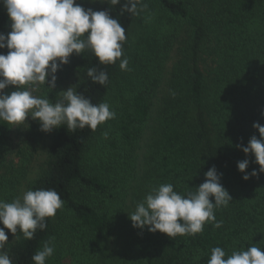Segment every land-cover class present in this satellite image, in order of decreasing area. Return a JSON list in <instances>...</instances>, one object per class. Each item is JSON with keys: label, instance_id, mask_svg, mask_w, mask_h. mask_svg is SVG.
<instances>
[{"label": "trees", "instance_id": "16d2710c", "mask_svg": "<svg viewBox=\"0 0 264 264\" xmlns=\"http://www.w3.org/2000/svg\"><path fill=\"white\" fill-rule=\"evenodd\" d=\"M143 1L159 3L190 27L188 54L176 60L168 91L157 103L151 88L140 91L122 102L106 129L98 126L114 158L109 169L102 164L105 176L89 174L84 164L88 142L97 130L72 131L62 125L52 131L44 165L27 190L54 189L63 208L47 218V228L38 229L32 240L24 239L18 229L19 239L13 236L5 250L12 264H34L32 256L45 242L54 247L46 264H208L214 247H221L226 258L251 246L264 249V173L244 181L237 167L245 159L250 162L248 173L260 167L253 154L245 155L237 146L246 147L253 136L260 138L255 123L264 126V0H201V13L192 8L193 0ZM124 2L112 5L103 0L93 9L109 11L124 27L123 50L136 19L129 12L121 14ZM10 23L0 4V33L7 35ZM7 52L0 49V54ZM75 61L72 86L93 104L104 102L118 61L101 64L90 50ZM91 67L107 73L106 86L88 77ZM70 75L69 66H63L56 88L40 86L35 95L55 101ZM16 90L9 86L5 93ZM19 130L0 121V200L9 203L19 197L45 138L40 122L32 118L26 130L17 134ZM146 134V150L140 156L138 144ZM8 155L9 172H3ZM212 167L222 173L221 183L233 198L227 207L215 210L221 228L206 223L200 234L171 238L133 227L129 215L135 207H130L152 188L171 183L186 195L205 181ZM130 196L133 203L128 206Z\"/></svg>", "mask_w": 264, "mask_h": 264}, {"label": "clouds", "instance_id": "9594fccd", "mask_svg": "<svg viewBox=\"0 0 264 264\" xmlns=\"http://www.w3.org/2000/svg\"><path fill=\"white\" fill-rule=\"evenodd\" d=\"M110 2L117 5L121 0ZM0 4L6 8L11 22V31L7 35L0 33V49H8L6 55L0 54V121L22 126L31 117L40 122L44 133L62 125L72 131L89 128L95 132L98 126L116 118L109 103L93 104L75 90L76 86L59 92L55 101L33 94L44 85L55 89L58 71L69 64L73 54L82 55L85 50L93 52L101 64L115 65L119 61L121 70H130L128 58L121 59L125 29L109 11L86 10L77 0H0ZM147 7L143 0H125L121 14L139 15ZM87 75L102 86L109 82L107 73L96 67L89 68ZM9 86L17 90L6 94ZM253 127L260 138L253 136L246 147H237L245 155L253 154L260 167L259 172L248 173L249 160L238 162L244 181L264 173V126L255 123ZM221 179L222 173L212 167L205 173V181L186 195L175 191L171 183L152 188L129 215L133 227L171 238L200 234L206 223L221 228L223 222L216 220L215 210L227 207L233 200ZM63 204L54 189H29L10 203L0 200V223L4 226L0 228V264H12L5 251L9 244L5 228L15 240L19 239L18 229L24 239L32 240L38 229L47 228V218H54ZM53 254L54 247L45 242L32 260L34 264H46ZM208 264H264V249L251 246L233 251L226 258L221 247H214Z\"/></svg>", "mask_w": 264, "mask_h": 264}, {"label": "rangeland", "instance_id": "374dc122", "mask_svg": "<svg viewBox=\"0 0 264 264\" xmlns=\"http://www.w3.org/2000/svg\"><path fill=\"white\" fill-rule=\"evenodd\" d=\"M103 0H77L78 3H83L86 9L99 8ZM147 4V8L136 15V19L132 28L129 41L123 50V56L129 60L128 68L130 70L123 71L119 67V61L116 64L114 78L110 90L104 100L109 103L111 109L116 112L121 107L122 102L129 97L137 94L140 91H147L151 88L152 99L157 103L168 91L169 73L174 67L176 60L184 58L188 53V41H190V27L178 20L177 17L169 15L157 2L143 1ZM192 8L194 11L200 13L204 11L201 0H193ZM184 49V51H183ZM186 49V50H185ZM76 54L70 57L68 64L69 71H71L68 85L64 86L62 91H66L75 83L76 80ZM145 77H147L145 79ZM144 79V80H143ZM36 92L33 94L35 95ZM158 105V104H156ZM29 117L24 125H16L20 131L26 130L30 123ZM100 129H106L105 124L100 126ZM101 130H97L92 139L88 142L85 153V169L89 174H100L103 176L107 173L106 169L102 170L105 166L110 168V163L114 160L113 156L106 150V144L102 138ZM15 134V139L18 141V135ZM51 133H45L42 147L39 153L35 154V160L32 164L29 175L23 180L20 187L19 197L22 196L24 191H27V184L38 177L44 161L47 157V149L50 144ZM147 134L139 142L140 156H142L146 149L144 145L147 141ZM12 156L6 157L5 165L2 168L3 172H9V165ZM105 164L104 166L102 164ZM131 179V178H130ZM129 179V180H130ZM128 180V181H129ZM132 195V194H131ZM125 197V195H124ZM131 196L128 197L126 205H131ZM134 204L130 208H133ZM8 243L12 240L13 234L7 230ZM7 244L5 245L6 250ZM108 256V255H107Z\"/></svg>", "mask_w": 264, "mask_h": 264}]
</instances>
